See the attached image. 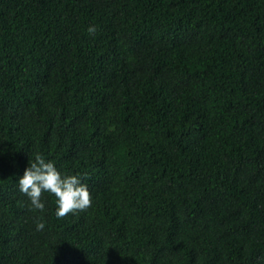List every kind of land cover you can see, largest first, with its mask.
<instances>
[{"label":"trees","instance_id":"trees-1","mask_svg":"<svg viewBox=\"0 0 264 264\" xmlns=\"http://www.w3.org/2000/svg\"><path fill=\"white\" fill-rule=\"evenodd\" d=\"M0 264H264V0H0Z\"/></svg>","mask_w":264,"mask_h":264},{"label":"clouds","instance_id":"clouds-1","mask_svg":"<svg viewBox=\"0 0 264 264\" xmlns=\"http://www.w3.org/2000/svg\"><path fill=\"white\" fill-rule=\"evenodd\" d=\"M86 30L89 34H94L96 26L89 25ZM17 184L19 192L27 197L30 208L39 212L45 211L43 193L54 195L55 216L58 219L77 211H86L92 204L88 186L79 173H62L55 161L39 152L33 154L32 161L28 162L23 174L18 176ZM44 229L45 222L38 219L35 230Z\"/></svg>","mask_w":264,"mask_h":264}]
</instances>
